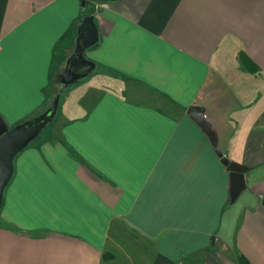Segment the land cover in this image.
Instances as JSON below:
<instances>
[{"label":"crops","instance_id":"crops-1","mask_svg":"<svg viewBox=\"0 0 264 264\" xmlns=\"http://www.w3.org/2000/svg\"><path fill=\"white\" fill-rule=\"evenodd\" d=\"M96 9L99 39L85 57L98 76L60 107L63 88L52 126L15 157L0 264H264V0ZM82 13V0H0L8 128L48 108ZM192 106L215 146L186 115ZM216 149L248 168L235 212Z\"/></svg>","mask_w":264,"mask_h":264},{"label":"water","instance_id":"water-1","mask_svg":"<svg viewBox=\"0 0 264 264\" xmlns=\"http://www.w3.org/2000/svg\"><path fill=\"white\" fill-rule=\"evenodd\" d=\"M97 1L107 2L110 0ZM75 33L73 51L65 61L64 68L58 77V83L64 88L86 78L95 69V65L85 57V51L95 46L99 39L94 15L84 16L77 25ZM59 97V94H57L49 107L39 115L11 128H8L0 121V210L4 190L13 175V161L15 157L33 142L41 131L53 121L58 109ZM186 115L208 136L213 146H215L216 136L211 125L204 117L203 108L189 107ZM215 153L228 171V206L231 207L236 203L238 197L246 187L244 175L248 171V168L242 164L229 161L217 149ZM261 205L264 206V199Z\"/></svg>","mask_w":264,"mask_h":264},{"label":"rangeland","instance_id":"rangeland-1","mask_svg":"<svg viewBox=\"0 0 264 264\" xmlns=\"http://www.w3.org/2000/svg\"><path fill=\"white\" fill-rule=\"evenodd\" d=\"M69 51H70V50H68L67 53L64 52V51H62V52H60V53L58 54V60H57V65H56V66L58 67V68H57V72L59 71L58 69H59V67H60L61 64H62L63 59L65 58V55H67V54L69 53ZM96 75L98 76V71H97V70L94 71L92 74H90V75H89L88 77H86L85 79H82V80L78 81L77 83H75V84H73V85L67 87V89L65 90V93H64L63 96H62V99H61V102H60V105H59V106L61 107V105H62V103H63V100H64L65 96H68V100L70 101V103H71V105H72V104H74L75 100H77V99H79V98H82L84 95L88 94L89 91H88L87 84H88L91 80H93V79L95 78ZM52 79H53V80H52L53 83H52V85H51V88H54V90H55L56 92H58V91H59V92H62V91H63V86H61V85L58 83V75H57L56 73H54ZM54 97H55V96H54ZM54 97H51V98H50V100H49V104H48V107H49V105L52 103ZM61 109H63V108H61ZM58 114L60 115V112L57 113V116H56V119H57V120L60 119V116H59V118H57V117H58ZM67 114H69V115L72 116V115L75 114V111L72 110V109H69V110L67 111ZM53 123H54V121H53L50 125H48L45 129H43V130L41 131V133L39 134V136L42 135V134H44V132L46 131V129L50 128V126H52ZM34 141H35V140H34ZM34 141H33V142H34ZM237 201H238V200H237ZM237 201H236V204H234V205L232 206V208H231L232 212H235V210L238 209V206L240 205V202L242 201V197H240L238 203H237Z\"/></svg>","mask_w":264,"mask_h":264},{"label":"trees","instance_id":"trees-1","mask_svg":"<svg viewBox=\"0 0 264 264\" xmlns=\"http://www.w3.org/2000/svg\"><path fill=\"white\" fill-rule=\"evenodd\" d=\"M100 2L97 1V0H82V4H83V13L81 14V16L79 17V21L86 15H95L96 13V4H99ZM76 23L75 22L73 25H72V29L74 31L75 27H76ZM241 60H242V63L244 65V67L248 70V71H251L253 70L252 68V64L250 62V60H248V58H246V56L244 54H241ZM53 81H51V84H49V89H47L46 91V94H49V96L51 97H54L56 96L57 94H59L60 92H56L54 90V88H51V85H52ZM64 88V87H63ZM240 263L241 264H246L247 261L244 259V258H240Z\"/></svg>","mask_w":264,"mask_h":264},{"label":"built area","instance_id":"built-area-1","mask_svg":"<svg viewBox=\"0 0 264 264\" xmlns=\"http://www.w3.org/2000/svg\"><path fill=\"white\" fill-rule=\"evenodd\" d=\"M0 50H1V44H0Z\"/></svg>","mask_w":264,"mask_h":264}]
</instances>
